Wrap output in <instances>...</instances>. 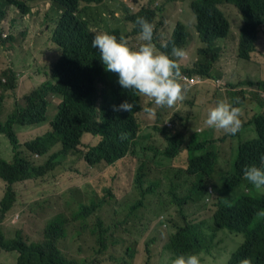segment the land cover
Instances as JSON below:
<instances>
[{
	"label": "trees",
	"instance_id": "16d2710c",
	"mask_svg": "<svg viewBox=\"0 0 264 264\" xmlns=\"http://www.w3.org/2000/svg\"><path fill=\"white\" fill-rule=\"evenodd\" d=\"M179 1L182 0H164V6ZM47 2L62 8L50 37L57 47L58 56L50 71L51 80L25 96L24 108H17L5 122H0V135L7 137L13 152V161L0 157V179L5 184L0 223L16 202L15 185L28 180L46 183V176L55 171L71 152L80 151L86 134L100 137V140L88 147L83 161L91 167L100 164L114 166L130 158L132 161L128 164L126 175L137 164L136 176L131 184V195L120 185L105 189L102 196L93 191L88 204L67 198L64 211L46 223L38 241L26 242L20 237V232L17 239L5 240L0 231V256L17 252V264H93L91 258L110 254L112 249L119 247L123 259L128 258L132 264L134 260L136 264H153L151 254L138 256L137 253L138 239L146 235L156 217L166 213L162 194H156L160 181L145 187L150 169L146 154L139 155V117L143 108L149 106L148 98L123 89L118 83V75L105 70L99 50L92 47L98 29L115 35L119 40L122 36L120 27L114 28L108 22L98 23L96 15L105 8L111 9L113 14L117 13L119 9H112L113 2L123 6L117 0H0V21L7 17L8 7L28 14L36 5ZM223 4H234L243 16L239 56L249 60V56L256 51V42L264 33V0H193L190 8L195 14L196 30L203 45L197 53L207 57L202 56L197 68L188 71L189 74L209 75L208 68L220 51L217 42L229 34V22L219 9ZM123 14L117 22L126 23L123 36L127 40L131 34L140 32L136 18L144 17L150 21L155 12L143 8L138 14H129L126 8ZM129 24L133 25V29ZM186 41L187 29L183 23L176 24L167 47L153 38L156 49L166 54L171 52L173 45L180 48ZM17 86L18 75L14 70L4 71L0 76V111L5 89L15 90ZM258 86L264 87V84ZM49 94L61 100L49 123V130L22 144L15 132L16 125L42 126L47 123ZM125 100L135 105L132 112L112 110V105H119ZM176 119L177 115L172 118V124ZM251 124L256 138L239 145L232 181L222 187L211 181L217 193L211 225L201 228L191 223L192 220L187 219L191 216L185 211V207L206 197L202 184L192 183L187 189L183 183L167 179L169 203L181 209L179 224H183L172 232L166 246L171 260L181 254H197L203 262L205 256L211 254L217 233L225 231L245 237L239 248L229 255L227 264H235L243 257L264 264V216L257 215L264 211V195L258 196L253 191L254 186L247 179L246 182L241 179L246 166L264 167L261 162V157H264V113L254 117ZM121 133H125L127 138L121 140ZM160 135L166 143L158 154L163 161L176 159L182 149L193 155L195 149L202 146L198 141L187 144L184 139L173 136L170 130L161 129ZM58 144L60 149L52 152L45 161L39 163L32 160L35 155H47ZM140 149L146 151V148ZM188 171L198 178L203 176L201 173L211 178L209 157H191ZM240 183L244 189L238 192L235 189ZM262 189L264 191V187ZM117 202L122 207V215H111ZM144 219L149 220L147 225ZM168 262L171 264V261Z\"/></svg>",
	"mask_w": 264,
	"mask_h": 264
},
{
	"label": "rangeland",
	"instance_id": "374dc122",
	"mask_svg": "<svg viewBox=\"0 0 264 264\" xmlns=\"http://www.w3.org/2000/svg\"><path fill=\"white\" fill-rule=\"evenodd\" d=\"M117 1L123 7L113 2L112 9L116 8L119 11L113 14L111 9L105 8L96 15L98 23L108 22L114 28L120 27L123 36L126 33L124 30L126 23L117 22V18L125 15L123 9L127 8L129 14H138L143 8L150 9L155 12L152 23L154 25L153 38H156L161 44L168 42L177 23L185 25L187 41L180 48L186 51V56L179 63H190L192 56L196 63L199 56H206L197 53V50L203 45L196 30L195 16L190 8V3L193 0L173 2L168 6H164V0ZM221 9L231 24V32L229 36L217 42L220 51L211 63L212 73L216 79L225 81L229 88L237 89V93L245 92L247 101L244 108L248 112L249 122H251L254 117L264 113V100L262 98L264 90L247 87L243 83L248 80L264 82V33L256 42V51L251 54V60L249 62L241 60L238 54L241 16L233 5L223 4ZM61 13L62 8L60 6L54 4L53 7L49 2L36 5L28 14H24L15 7L7 8V17L0 21V76L8 69L14 70L18 75V86L15 90L5 89L3 92L0 122H5L17 108H24L26 106L25 96L51 80L50 71L57 59L58 51L50 37L55 27V21L61 16ZM129 25L133 29V25ZM97 31L101 30L98 29ZM138 37L139 33L129 36L127 41L130 47L135 48L141 43ZM229 93L213 92L204 86H197L191 90L187 101L177 112H175L174 107H164L157 109L154 118L147 117L144 112L140 114L139 155L146 154L150 169L145 187L153 185L157 180L160 181L156 194H162L163 208L166 210V213L156 217L151 223L146 235H142L138 239V256L151 254L153 264H169L171 255H169L166 246L172 232L183 226V224H179L180 217H182L181 209L169 203V196L166 192V189L168 190L167 179L183 183L187 189L195 181L194 178L187 177L183 172L189 163L186 151L181 152L174 160L163 161L158 155L166 146L163 137L160 135V130H170L171 134H175L179 129V120L176 119L172 124V118L178 114V116L190 120V129L201 132L200 134L208 132L204 124L206 111L220 99L229 100ZM254 94L261 103H258L254 98ZM47 99V123L42 126L16 125L15 132L22 144L27 140L43 135L49 130V123L53 119L61 100L54 94H49ZM148 102L149 107L154 106L149 98ZM255 138V128L250 124V126L240 129L232 139L220 141L221 139L217 135L207 133L205 136L199 135L197 140L199 143L205 140L213 141L214 144L208 145V149L218 153L219 159L216 167V175H218L222 172H230L238 154L239 145ZM99 140L100 137L86 134L82 140L80 151L71 152L55 171L47 175L48 179L45 181L47 184L41 180H28L15 185L16 202L4 214L3 221L0 223V231L5 240L17 239L18 232L26 242L40 240L46 223L64 211L67 198L88 204L92 200L93 191H97L102 196L105 189L118 188L120 185L125 187L128 195L132 194L131 184L136 176L137 164H134L130 174L126 175L128 164L132 161L130 158L121 163L118 162L114 166L100 164L95 167H91L82 160L88 147L93 144L96 145ZM142 147L146 148L145 153L141 151L140 148ZM59 149L60 144L53 147L47 155L43 157L35 155L32 160L41 163L52 152ZM0 157L13 161L11 145L4 134L0 135ZM4 188L5 184L0 179V214ZM243 189L244 185L242 184L235 190L240 192ZM253 191L258 193L260 189L255 188ZM215 203L216 196H209V198L203 196L191 203L185 207V211L191 216L187 218L188 221L192 220L191 223L198 224L201 228L208 224L211 225ZM116 214L122 215V207L118 202L114 204L111 215ZM202 220L206 221L202 222ZM148 222V219H144L145 225ZM242 243L243 236L241 235L235 236L225 231L218 232L211 254L206 255L201 264H226L229 255L236 251ZM17 257V252L1 255L0 263L17 264ZM91 260L93 264H132L128 258L123 259L119 247L112 249L110 254L93 257ZM125 260H128V263H125ZM133 264H136L135 260Z\"/></svg>",
	"mask_w": 264,
	"mask_h": 264
},
{
	"label": "clouds",
	"instance_id": "9594fccd",
	"mask_svg": "<svg viewBox=\"0 0 264 264\" xmlns=\"http://www.w3.org/2000/svg\"><path fill=\"white\" fill-rule=\"evenodd\" d=\"M233 6L235 7L234 4ZM235 8L241 16V23L239 26L240 42L243 16L239 9L237 7ZM219 9L229 22L221 7H219ZM153 21V17L150 21L144 17L138 16L136 18L135 23L140 28L138 38L141 43L135 48L129 46L124 36H120L118 40L115 35H111L106 31H96L92 40V47L99 50L100 59L105 66V70L118 75L119 85L125 90L138 92L141 96L147 97L153 102L154 106H145L143 108V112L147 117L154 118L158 108L174 107L175 112H177L187 101L191 90L197 86H204L213 92L224 94L230 92L229 100L220 99L208 108L204 120L208 132H204L203 134L190 129V120L180 117L177 114L179 129H177L175 134H172L173 136L182 138L187 144H191L192 141H198L199 135L205 136L207 133H211L212 135H217L218 138L221 139L220 141H223L224 139H232L240 129L250 126L253 120L249 122V114L244 108V104L247 101L245 92L241 91L237 93V89L229 88L225 81L216 79V76L212 73V65L208 68L209 75H202L199 73L189 74L188 71H193L197 68L201 61L200 56L196 63L193 56L190 63H179V61L186 56V51L184 49L173 45L169 54L158 51L153 44ZM229 25L230 30L228 36L231 32L230 22ZM167 43L164 44L163 47H167ZM249 57V60L243 58H241V60L249 62L251 56ZM193 64L194 66L190 68ZM251 83L253 85H251ZM258 84H264V82L248 80L243 83L244 86L264 90V87H259ZM254 98L260 103V100L255 94ZM262 98L264 100V92H262ZM134 106L133 103H129L125 100L119 105H112V110L114 112H132ZM188 135H190V137H188ZM126 138L127 136L125 133L120 134L121 140ZM213 144V141L205 140L202 142L200 148L195 149V154L193 155L189 154L187 149H182L180 151V153L186 151L188 154L189 163L188 167L184 169V173L187 177L195 179L193 183L202 184L203 193L206 194L207 198H209V196H216L217 194L214 192L211 181L219 184L221 187L225 186L232 181V175L235 170V162H233L230 172H222L216 175L219 156L215 150L208 149V145ZM206 156L209 157L211 162V178H209L206 173H201L203 176L199 178L190 175L188 169L191 157L199 158ZM261 162L264 164V157H261ZM243 173L244 176L241 178L243 182H246L247 179L254 186L253 190L255 188L260 189L258 196H263L264 167H257L255 165L246 166L243 169ZM240 185H242V183H240ZM245 192H248L247 189ZM257 215L264 216V211L259 212ZM241 236H243L244 242L245 237L242 234ZM253 261L250 258L243 257L238 259L235 264H260L257 261ZM227 263L228 262H226V264ZM171 264H201V261L197 254H181L172 259Z\"/></svg>",
	"mask_w": 264,
	"mask_h": 264
}]
</instances>
